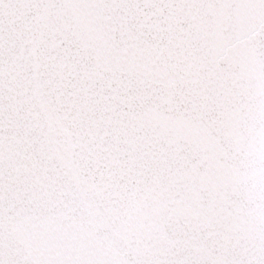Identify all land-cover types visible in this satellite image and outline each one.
Instances as JSON below:
<instances>
[{
  "label": "snow or ice",
  "instance_id": "obj_1",
  "mask_svg": "<svg viewBox=\"0 0 264 264\" xmlns=\"http://www.w3.org/2000/svg\"><path fill=\"white\" fill-rule=\"evenodd\" d=\"M0 264H264V0H0Z\"/></svg>",
  "mask_w": 264,
  "mask_h": 264
}]
</instances>
